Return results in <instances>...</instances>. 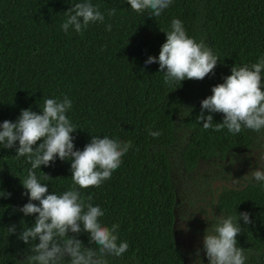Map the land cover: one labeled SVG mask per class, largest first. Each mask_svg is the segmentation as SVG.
Listing matches in <instances>:
<instances>
[{
	"label": "trees",
	"instance_id": "trees-1",
	"mask_svg": "<svg viewBox=\"0 0 264 264\" xmlns=\"http://www.w3.org/2000/svg\"><path fill=\"white\" fill-rule=\"evenodd\" d=\"M79 2L0 0V123L15 122L22 109L42 111L45 99L67 96L72 108L66 115L79 128L72 134L75 149L82 150L91 136L132 142L111 179L79 189L104 211L102 224L119 225L118 243L129 245L120 257L107 255V264H208L197 250L215 223L204 219L210 210L225 217L248 212L252 223L238 220V246L245 249V264H264V182L251 177L264 157V129L233 135L204 130L196 121L200 102L233 65L250 66L264 57V0H172L154 18L136 13L127 0H90L104 22L90 24L83 34L71 27L66 33L60 27L65 11ZM112 8L116 14L109 17ZM173 19L219 58L213 74L168 86L158 63L145 67L149 56L158 57ZM212 115L214 123L223 119ZM149 131L162 134L154 138ZM30 167L26 157L0 145V195L11 193L0 196V264H27L38 243L18 239L35 214L14 211L28 202L21 182ZM35 171L49 192L62 194L72 186L70 161L57 158ZM42 172L53 179L44 180ZM215 181L224 184L212 187ZM11 225L15 234L7 231ZM190 227L192 237L184 230ZM77 238L96 247L87 233ZM193 239L201 240L196 248Z\"/></svg>",
	"mask_w": 264,
	"mask_h": 264
},
{
	"label": "clouds",
	"instance_id": "clouds-1",
	"mask_svg": "<svg viewBox=\"0 0 264 264\" xmlns=\"http://www.w3.org/2000/svg\"><path fill=\"white\" fill-rule=\"evenodd\" d=\"M171 3L172 0H127L133 11L148 12L152 18L161 16ZM107 14L109 17L115 15L116 9H109ZM65 16L61 29L67 33L71 27L78 34H83L90 24L103 23L105 19L90 0L75 3L65 11ZM111 28V24L106 26L107 31ZM164 33L166 39L158 57L149 56L144 65L158 63V72L163 73L165 85L203 80L213 74L219 58L203 40L197 42L194 37H189L179 19H173L170 30ZM211 93L200 102L201 111L196 117L204 130L220 132L227 129L236 135L245 129L257 133L264 129V57L250 66L233 65L230 75L214 85ZM71 108L72 102L67 96L62 100L48 98L44 100L42 111L22 109L15 122L4 120L0 123V145L4 149H14L17 158L26 157L31 165L26 178L20 181L28 202L14 209L24 216L35 214L34 224L18 236L25 245L38 240L31 248L27 264H63L65 259L70 264H107V255L120 257L129 247L127 241L118 243L119 225L102 224L100 218L104 211L99 205L92 204L91 195L84 197L79 189L100 187L111 179L113 171L121 165L122 157L133 146L132 142L107 135L103 138L91 136L82 150L75 149L72 134L79 128L66 115ZM205 111L209 114L205 115ZM213 113L222 114V121L214 123ZM161 134L160 131H149L154 138ZM57 158L70 161L72 186L62 194L49 192L48 185L40 182L35 171L42 165L51 166ZM42 173L44 180L53 179ZM251 177L264 182V164L259 170L253 169ZM0 196L10 197L11 193L4 192ZM209 218L215 223L205 230L202 249L197 250V256L202 250L208 264H245V249L238 246L236 238L241 233L238 220L248 225L252 223L250 214L245 211L236 217H225L214 215L210 210L209 215L204 216L206 222ZM7 231L15 234L16 226L7 227ZM82 232L88 234V243L94 242L96 247L83 245L77 238Z\"/></svg>",
	"mask_w": 264,
	"mask_h": 264
},
{
	"label": "flooded vegetation",
	"instance_id": "flooded-vegetation-1",
	"mask_svg": "<svg viewBox=\"0 0 264 264\" xmlns=\"http://www.w3.org/2000/svg\"><path fill=\"white\" fill-rule=\"evenodd\" d=\"M257 164L255 165L254 164V162H253V159L251 160V164H250V166L252 167V166H256V169L257 170H259V167H260V164H261V159H257V162H256ZM234 166V165H233ZM234 168V167H233ZM235 180H237L238 181V179H235ZM227 183L229 184V185H231L232 184V180H227ZM221 184H224V182H222V181H220V183H219V185L218 186H215V187H219ZM191 222H194L193 220H191ZM195 224H197V222H195ZM193 227H190L187 231H186V235L188 236V237H192L193 236V234L191 233V229H192ZM197 242H201V240H196V239H193V240H191V242H190V244L192 245V247H194V248H196V246H197ZM195 244V245H194ZM201 254H203V252H201Z\"/></svg>",
	"mask_w": 264,
	"mask_h": 264
},
{
	"label": "water",
	"instance_id": "water-1",
	"mask_svg": "<svg viewBox=\"0 0 264 264\" xmlns=\"http://www.w3.org/2000/svg\"><path fill=\"white\" fill-rule=\"evenodd\" d=\"M235 168V165L233 166ZM220 183V181H215L214 183H212V187L218 186ZM195 245V244H194Z\"/></svg>",
	"mask_w": 264,
	"mask_h": 264
}]
</instances>
